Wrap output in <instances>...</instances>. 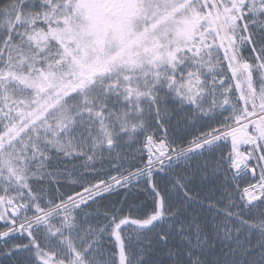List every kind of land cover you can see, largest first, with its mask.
<instances>
[{"label": "snow or ice", "instance_id": "6c2138e0", "mask_svg": "<svg viewBox=\"0 0 264 264\" xmlns=\"http://www.w3.org/2000/svg\"><path fill=\"white\" fill-rule=\"evenodd\" d=\"M0 264H264V0H0Z\"/></svg>", "mask_w": 264, "mask_h": 264}]
</instances>
